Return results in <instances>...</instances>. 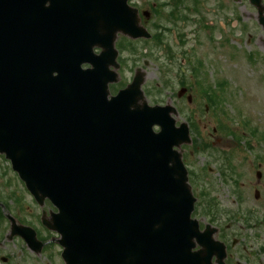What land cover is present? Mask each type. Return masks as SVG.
Masks as SVG:
<instances>
[{"label": "water", "instance_id": "1", "mask_svg": "<svg viewBox=\"0 0 264 264\" xmlns=\"http://www.w3.org/2000/svg\"><path fill=\"white\" fill-rule=\"evenodd\" d=\"M25 1L54 22L52 5ZM120 1L123 20L118 6L92 13V44L109 51L99 55L102 68L86 55L45 60L28 49L8 57V0H0V152L38 202L48 198L58 208L43 222L60 233L67 264L89 256L103 264H186L193 238L203 234L191 218L194 197L174 148L189 142L187 125L175 126L173 107L147 105L141 72L111 99L106 82L114 78H96L114 64L117 31L147 36ZM83 61L96 72L82 70ZM17 230L35 242L30 228Z\"/></svg>", "mask_w": 264, "mask_h": 264}, {"label": "flooded vegetation", "instance_id": "2", "mask_svg": "<svg viewBox=\"0 0 264 264\" xmlns=\"http://www.w3.org/2000/svg\"><path fill=\"white\" fill-rule=\"evenodd\" d=\"M10 3L13 5L12 12L17 22L15 25L9 24L15 28L10 32L9 38L12 41L11 45L19 50L25 35L24 11L18 3L13 1ZM125 3L135 11L140 24L149 32L150 22L159 29L160 47H163L165 40H167L176 50L186 51V56H182L180 62L183 66H188L194 83L206 84L204 81L208 78L206 75L203 76L204 79L202 78L204 72H201V69L202 63L208 64L213 70L212 72H215L214 78L212 84L200 86L202 89L200 95H211L212 106L220 108V112L226 105H228L226 109L229 107L231 112H236L235 105L228 97L234 95V90H237L235 86L240 85L244 88V85L237 83L233 86L232 77H229V80L223 78V75L219 73L215 57L212 56L210 59L204 60L203 54L198 55L196 49L204 45L212 50L222 49L230 46V44H235L238 47L241 45L254 47L255 50L250 54L249 60L256 65L259 64V67L264 70V53L261 52V50L264 52V0H126ZM120 4V0H44V7L52 5L53 10L57 13L53 23L45 20L40 14L37 16L43 25L39 32L41 48L46 50L48 48L47 41L53 40L52 50L62 58L86 55L95 59V55H99L102 51L108 53L107 48L92 44L94 33L98 29L97 19L93 18L92 13H103L118 6V17L123 20L124 9ZM35 10L39 12L37 8ZM156 23L158 24L156 25ZM165 24H167L166 28ZM150 33L149 39L152 40L155 38V34ZM140 39L143 38L129 37L121 31L116 32L114 49L116 51L115 61L118 65L114 67L109 64L107 67L108 70L114 72L106 73L107 76L115 78L107 83L108 96L116 94L125 87L136 72L142 68L135 67L130 80L125 81L122 78L121 66L123 63L121 58L123 51L120 44L125 41L133 42ZM23 51L24 49L18 54H23ZM146 64L145 62L144 65ZM98 65L102 68L105 67L101 61L96 63V66ZM83 66L92 68L94 65L91 61H87ZM183 73H185V69ZM262 78L264 77L262 76ZM104 79L106 78H100L101 82ZM144 81L145 72L143 69V83ZM183 82V79H180L182 92L179 99L185 97L191 103L193 95L189 93V89L192 90V85L189 88ZM205 107L207 109V104ZM236 117L238 122L244 123V125L248 124L240 114ZM251 132L260 134L256 128H252ZM213 141L215 142L216 139ZM248 143H244L242 148L230 140L222 144L224 149L227 147L233 152L231 155L227 149L229 158L224 157L225 164L219 165L216 172L219 175L218 179H222V183L229 186L227 193L221 194L220 191L216 192L209 186L200 190L199 186L206 184L207 177L203 174H196L195 176L193 171L189 170L190 185L194 187L192 192L196 198L193 217L197 220L198 229L203 234L198 239L199 242L194 240L195 246L192 248L194 252L189 254L192 260L186 264H264V182L262 181L264 179V151L261 150L264 149V135L260 134V139H255L253 142L248 141ZM253 143L256 148L253 147ZM198 145L196 143L195 148L190 146L189 149L183 146V162L186 166L187 162L191 160L190 156L199 153L203 144L199 147ZM197 147L198 149H196ZM211 150L212 144H206L204 152L210 158L213 152H209ZM244 151L245 156L250 158V164L253 165L255 179H250L246 184L242 182L239 185L237 180L238 175H240L238 171L241 161L236 158L238 153ZM5 169L2 172L4 173L3 178L7 177L8 174V167ZM208 171L212 173L211 166H208ZM245 186L252 188L254 200H247L241 191L242 188L245 189ZM229 194L231 199L228 198ZM5 196L8 198V194ZM223 196L224 199H222ZM222 201L227 203V207L222 206ZM43 209L48 211L49 206L40 209L38 222L42 230L38 231L33 227L42 245L28 246L19 234L8 236L10 233L8 206L6 201L0 200V211H3L2 220L9 227V231L4 235V240L9 242L13 238H19L24 243L23 246L7 247L1 241L0 264H67L62 257V247L57 243L56 232L47 229L42 224ZM17 220L20 222L21 219ZM21 223L24 224L22 221ZM210 237L217 243L209 239ZM85 264L103 263L93 260L92 256H89V262Z\"/></svg>", "mask_w": 264, "mask_h": 264}, {"label": "rangeland", "instance_id": "3", "mask_svg": "<svg viewBox=\"0 0 264 264\" xmlns=\"http://www.w3.org/2000/svg\"><path fill=\"white\" fill-rule=\"evenodd\" d=\"M157 24L158 23H156V25ZM167 24L169 25L168 22ZM167 24H165V28ZM167 27L171 29L169 26ZM149 30L155 34V38L152 37V40L140 39L133 42L125 41L120 44L123 51L121 58L123 63L121 66L122 78L125 81L130 80L135 67H142L145 72V81L142 85V89L147 102L149 104L172 103L178 110L175 116L177 124L182 122V120L187 122L190 121V123L192 121L196 124L194 126L193 123L190 124L188 122L192 142L185 145V147L186 149H189L190 146L195 148L196 143L199 144L198 147L203 145L199 153H196L195 156H190L191 160L187 162L188 175L189 170H192L195 176L196 174H203L207 177L205 180L206 184L199 186L200 190L209 186L213 190L215 189L216 192L220 191L221 194L227 193L229 186L222 183V179H218L219 175L216 174V172L218 171L219 165L225 164L224 157L229 158L227 149L231 155L233 152L230 148L226 147V149H224L225 147H223L222 144L230 140L233 141L236 146H241L242 148L244 143L249 144L248 141L253 142L255 139H260V134L264 135V78L261 79L262 76L264 77V70L262 67H259V64L256 65L249 60L250 54H252L255 49L254 47L243 45L238 47L235 44H230L228 47L215 50L205 45L196 49L198 55L203 54L202 58L204 60L214 56L219 73L223 75V78L229 79V77H232L233 86L237 83H242L244 85V88L240 87V85L235 86L237 90L240 87L239 91L234 90V95L228 97L235 105L236 112H231L229 107L226 109V106H228L226 104H224L226 106H224V109L220 112V108L218 109L217 106H212L211 95H200L202 91L200 86L212 84L211 82L213 81L215 72H212L213 70H211L210 66L202 63L201 72H204L202 78L205 75L208 78L204 81L206 84L194 83L188 66H183L182 62H180V58L186 56V51L182 52L176 50L170 41L167 42V40H165V45L160 47L159 29L150 22ZM261 52L264 53L262 50ZM145 62L147 63L146 65H144ZM182 66L185 69V73H183L184 69ZM180 79H183V84L189 86V88L190 85H192V90L189 89V93L193 95L191 103H188L186 99L180 101L176 96V92L181 87L179 83ZM205 104L208 106L207 109ZM239 114L248 122L247 125L238 122L236 115ZM252 128H256L260 134L252 133ZM214 139H216L215 142L213 141ZM217 139L222 141L219 142ZM206 144H212V150L209 151H213L211 158L204 152L206 150ZM198 147L196 149H198ZM253 147L256 148L254 143ZM261 150L264 151V149ZM245 155V151L240 152L237 154L236 158L241 161L238 171L240 175H238L237 180L239 185L242 184V182L246 184L250 179H255L253 165L249 162L250 158H247ZM208 166H211L212 173H209ZM6 167H8V174L7 177L3 178L4 173L2 172L6 170ZM262 181L264 182V179ZM192 189H194V187H192ZM13 191H15L14 195L16 197L12 196ZM241 191L247 197V200H254L251 187L247 188V186H245V189L242 188ZM7 194L8 198L5 196ZM228 198L231 199L230 194ZM222 199H224V196ZM0 200L6 201L8 213L16 219H21L24 224L30 225L38 231L42 230L38 222L40 208L34 203L29 193L25 191L21 181L11 170L9 162L1 155ZM222 206L227 207V203L222 201ZM5 209L7 210V207H5ZM2 214L3 211H0V242L2 241L7 247L23 246L24 243L19 238H13L9 242L4 240V235L9 231V227H7L6 222L2 220Z\"/></svg>", "mask_w": 264, "mask_h": 264}]
</instances>
